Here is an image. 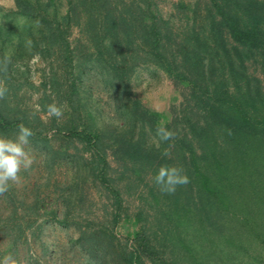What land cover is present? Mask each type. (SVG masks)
I'll return each instance as SVG.
<instances>
[{
    "label": "trees",
    "instance_id": "1",
    "mask_svg": "<svg viewBox=\"0 0 264 264\" xmlns=\"http://www.w3.org/2000/svg\"><path fill=\"white\" fill-rule=\"evenodd\" d=\"M14 3L0 6V135L14 139L26 125L46 170L69 172L31 201L11 181L0 192L11 204L0 213V264L20 263L22 250L41 264L32 243L49 262L48 225L71 232L67 247L81 260L65 264H264V0H172L168 11L162 0ZM33 58L47 62L42 88L25 76ZM141 66L183 87L168 112L134 92ZM24 87L41 91L37 112ZM95 89L110 121H100ZM53 102L63 115L44 120ZM162 121L168 141L156 134ZM165 164L189 182L161 191L153 177ZM120 180L127 190L144 184L136 210ZM90 184L107 201L102 216L87 204Z\"/></svg>",
    "mask_w": 264,
    "mask_h": 264
},
{
    "label": "rangeland",
    "instance_id": "2",
    "mask_svg": "<svg viewBox=\"0 0 264 264\" xmlns=\"http://www.w3.org/2000/svg\"><path fill=\"white\" fill-rule=\"evenodd\" d=\"M172 0H162V4L166 11H168ZM0 6L5 8H14V0H0ZM80 36L79 29L76 27L72 31L71 39L76 40ZM23 66V65H22ZM26 69V78H29L38 87H41V82L44 80L46 73L48 72L47 62L39 58L30 59L27 65L23 66ZM133 90L138 95L143 102L151 109L168 112L172 106L177 105L182 99V93L184 91L182 86L175 85L168 77L161 71L154 69L151 66H141L133 77ZM22 93L25 94L23 101L32 110L38 111L37 108L38 100L41 91L29 90L27 87L22 89ZM93 100L95 101V107L98 112L101 113L100 121L104 118L110 121L113 119L110 115L109 108L107 105L108 101L104 93H100L98 89L93 92ZM44 120H47L46 114H41ZM53 132V131H52ZM29 156L32 158V165L30 168L25 169L21 166V170L18 173V179L16 181H11L16 187L17 192L23 194L26 193L31 201L35 194V189L44 191L46 185L49 184L50 190L55 188V182L58 179L60 182L65 180L68 174V166H62L55 168L52 173L48 172L43 165V158L41 154L34 150L30 145L25 146ZM49 177H51L49 179ZM49 179V180H48ZM127 180H120L119 186L123 188V196L125 198V204L130 208V210H136L141 204V194L145 190L144 184H141L139 188H134L127 190L125 185ZM54 195L51 192V200L53 201ZM50 200V201H51ZM48 201V204H50ZM87 204L92 206V210L96 216H102L104 208L107 205L105 198H101V195L97 191V188L90 184L87 188ZM11 204L5 202L4 199H0V213H3V218L8 215ZM122 232H125V228H121ZM71 232L58 227L48 225L43 233V240L50 244L48 260L42 256L41 246L38 244H31V251L35 257L40 258L41 264H65L68 258H71L73 262L78 263L81 260L80 255L73 254L69 251L66 241ZM4 241L0 236V248H5ZM52 244H55L53 246ZM59 244V246H58ZM66 246V252L62 256L60 252V247ZM18 258L20 263L17 262V258L8 257L7 255L2 258L1 264H28L26 259V253L24 250L21 251Z\"/></svg>",
    "mask_w": 264,
    "mask_h": 264
},
{
    "label": "clouds",
    "instance_id": "3",
    "mask_svg": "<svg viewBox=\"0 0 264 264\" xmlns=\"http://www.w3.org/2000/svg\"><path fill=\"white\" fill-rule=\"evenodd\" d=\"M0 91V95H2ZM39 108V105H37ZM63 108L53 102L46 106V117H61ZM156 134L161 141L172 139L174 133L166 127V121H162L156 128ZM33 135L32 130L24 124L18 125L17 136L9 138L0 135V192L6 191L9 187V181H16L18 173L23 168L31 167L33 161L29 156L25 146L29 144V139ZM167 155V153H164ZM154 182L160 186L161 191L175 192L177 186L185 185L189 182V177L183 172V169L174 165H161L154 177Z\"/></svg>",
    "mask_w": 264,
    "mask_h": 264
}]
</instances>
